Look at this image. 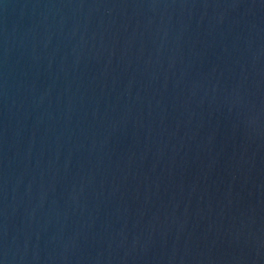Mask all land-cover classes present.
<instances>
[{
	"label": "water",
	"instance_id": "95a60500",
	"mask_svg": "<svg viewBox=\"0 0 264 264\" xmlns=\"http://www.w3.org/2000/svg\"><path fill=\"white\" fill-rule=\"evenodd\" d=\"M0 264H264V0H0Z\"/></svg>",
	"mask_w": 264,
	"mask_h": 264
}]
</instances>
